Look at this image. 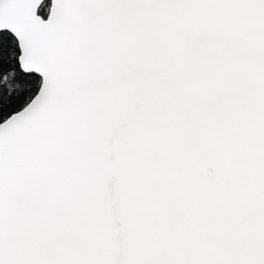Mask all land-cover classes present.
Listing matches in <instances>:
<instances>
[{
  "label": "snow or ice",
  "instance_id": "6c2138e0",
  "mask_svg": "<svg viewBox=\"0 0 264 264\" xmlns=\"http://www.w3.org/2000/svg\"><path fill=\"white\" fill-rule=\"evenodd\" d=\"M0 264H264V0H0Z\"/></svg>",
  "mask_w": 264,
  "mask_h": 264
}]
</instances>
